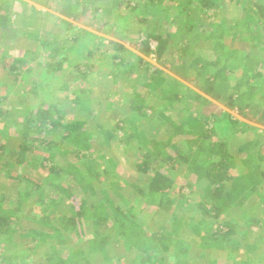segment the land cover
I'll return each mask as SVG.
<instances>
[{"label":"trees","instance_id":"trees-1","mask_svg":"<svg viewBox=\"0 0 264 264\" xmlns=\"http://www.w3.org/2000/svg\"><path fill=\"white\" fill-rule=\"evenodd\" d=\"M224 3L236 7L233 19L197 24L194 10ZM59 4L76 21H102L117 38H134L145 53L167 55L173 41L182 58L169 67L183 78L191 72L203 94L129 50L123 55L122 42L108 41L115 52L102 72L100 36L60 18L69 32L58 39L29 20L23 35L34 44L22 55L0 52L1 72L14 78H0V116L6 86L20 78L24 111L7 157L0 135V171L17 187L9 196L0 191V264H264V143L247 152L237 140L260 129L207 99L264 125V0ZM13 7L0 0V32L9 29ZM167 23L175 26L170 32ZM36 48L47 57L30 81ZM50 78H59L57 87ZM112 78L131 86L127 103L119 101L120 85L111 91ZM91 95L108 114L92 115ZM174 102L178 115H171ZM214 132L223 138L210 141ZM123 163L129 176L120 174ZM254 197L260 215L250 212Z\"/></svg>","mask_w":264,"mask_h":264},{"label":"rangeland","instance_id":"rangeland-1","mask_svg":"<svg viewBox=\"0 0 264 264\" xmlns=\"http://www.w3.org/2000/svg\"><path fill=\"white\" fill-rule=\"evenodd\" d=\"M45 0H13V9H12V17H11V25L9 29L5 32V30H2L0 32L1 35V40H0V52L2 53H9V55H15L17 56L22 55L23 49L25 46H27V42L30 41L28 38H25L23 35L27 30L25 29V25L28 22V24H33L34 20L36 21L35 24V29H41L42 32H47L52 36H57L58 39H61L62 37L66 36L68 34V30H66L65 26L62 27V21L60 20H66V21H71L75 26L85 29L93 34H96L102 38L100 39V43L97 44L98 52H104V56L107 58L104 59L101 63L102 67V72L105 71V73H108L109 69L112 67V59L110 56L115 52L114 48L111 47L108 44V41H117V42H122L123 45L125 46L126 50L121 51L123 55H126L123 52H127V50L133 52L136 55H139L143 57V59L150 64L152 68H158L161 69L164 74L169 76L170 78H173L175 80L180 81L184 86L190 88L192 91L203 94L196 86H195V81L193 80V74L190 72L188 73L184 78L181 76H178L173 70L169 67L170 64H175L179 62V59L182 58L181 54L178 53V51L175 49V43L173 41H169V49L167 52V55H164V53L161 55H158L154 51L145 53L143 50L139 49V44L136 42V40L133 38H129L126 40H121L117 38L115 35L112 33L107 32V28L105 25H103L102 21H88L86 18L85 21H76L73 19L72 16H68L62 12L63 7L61 6L62 4H59L62 2V0H57V2H52L51 5L49 6L45 4ZM48 3V2H47ZM50 4V3H48ZM205 9L201 11L194 10L192 12V15L194 18H197V24L200 25L202 28L208 29L210 25L213 22H217V18L227 16L228 19H233V13L236 11V7L233 4H228L224 3L222 6L219 7H213L209 8L204 12ZM21 15H24L21 17ZM28 18V21H24L23 18ZM59 18V19H58ZM30 20V22H29ZM32 20V21H31ZM169 22V21H168ZM212 22V23H211ZM30 24V25H31ZM29 25V26H30ZM175 26L173 24H165L164 28L170 32L173 30ZM29 29H32L31 27H28ZM31 31V30H30ZM171 38V37H170ZM169 38V39H170ZM168 39V40H169ZM58 41V40H57ZM102 41V42H101ZM31 44H34L33 40L30 41ZM37 52L35 53V57L31 61H36L34 63V71L33 73L27 78V80H38L39 76L34 75L36 71H38L41 67L40 63L44 59V56L47 57L43 52V54L39 51L38 48H36ZM195 51H205L204 47L203 48H195ZM128 54V53H127ZM32 58V57H30ZM126 58H130L126 57ZM30 61V63H31ZM1 63V60H0ZM29 63V65H30ZM253 63V62H252ZM251 63V64H252ZM132 64V63H131ZM39 65V66H38ZM176 65V64H175ZM251 66V65H250ZM264 67V65H263ZM238 68V67H237ZM237 71H239L237 69ZM4 73V74H3ZM135 75V74H134ZM7 79L8 82H11L14 84V78L13 76L7 75L5 71L1 72L0 70V78ZM133 77V75H132ZM22 79L20 78V81L17 83L16 86H6L7 91H8V97L3 98L4 100L1 101V105L4 107V112L6 114L0 116V135L3 136V140L6 145V150L4 157H7L9 155V152L12 148V146L15 144L16 137L20 135V128H18V124L22 122L23 116H24V111L22 110L21 104L19 103L21 100V93L19 94V86L22 87ZM48 83L50 82L51 84H54L53 87H57L59 78H50V79H45ZM41 81V80H40ZM109 86L111 88V91H119V101L127 103L128 99L133 96L131 89H129L131 86L128 84V82H123L120 81L119 79L115 80L112 78ZM42 84H44L43 81H41ZM49 83V84H50ZM45 85V84H44ZM120 87L118 88V86ZM0 95L3 96V89L2 85H0ZM98 86V85H97ZM5 87V88H6ZM118 88V89H117ZM143 91L144 89L141 88ZM99 94V93H98ZM115 95V94H114ZM103 96L106 97V93H103ZM117 96V95H116ZM206 96V95H205ZM95 95H91V99H94V102L96 101L97 98H95ZM114 98L113 95L110 96V99ZM209 100L215 102V105L218 104L219 107L223 108L225 111H228L231 113L234 117L239 119L240 121L244 122L245 124L251 126V127H258L260 131H256L254 129H248L247 131L243 132L242 134H239L237 137V140L239 143H242L243 147L247 150V152H253L256 147L260 143H264V125L259 124L252 120L251 117L254 116H244L240 113H238L234 109H229L225 107L224 105L217 103V101L210 99L209 96H207ZM151 99L147 100L146 103H151ZM107 101V100H106ZM185 102L191 103L192 105H195L196 111L200 109L199 107L203 108L204 105H201L199 101H191L190 99H185ZM107 105V104H105ZM174 107V112L171 113V115H178L179 111V102H174L173 104ZM101 105H96V102L91 105V110H92V115L95 117H98L100 114L105 113L108 114L109 111L103 112L101 109ZM251 108V107H250ZM252 109V108H251ZM176 110V111H175ZM186 114H190L189 112L191 111L190 107L185 109ZM205 111L208 112L210 109H208L205 106ZM183 113V112H182ZM252 113V112H251ZM180 114V113H179ZM253 114V113H252ZM11 119V120H10ZM158 128H155L157 131ZM155 131V132H156ZM30 135L34 136V133H30ZM220 134H217V132H214L210 135L209 140L214 141L217 140V138H223L222 135L218 136ZM157 136L160 138H165L166 133L164 129H161L157 131ZM2 140V141H3ZM119 170L121 171L120 174H125L127 176L130 175V170L128 169V166L123 163L120 165ZM4 172H6L4 170ZM23 185H21L22 187ZM19 187V186H18ZM17 187L13 183V181L10 179H7L4 177L2 174V171H0V191L4 192L5 195L9 196V193H15ZM255 198V197H254ZM256 199H253V204L250 206V212L256 215H260V206H259V200L256 202ZM182 212V211H181ZM187 210L182 212L185 213ZM190 214V213H189ZM184 215V214H183ZM251 232L249 231L248 235L249 237L251 236ZM236 246V245H235ZM215 252V255L222 257L223 255H226L224 252V249H219L213 251ZM243 252V251H240ZM245 255H241V257H244ZM226 258V257H225ZM188 260L195 261L196 258L194 255L189 254L188 255ZM140 263V262H139ZM138 263V264H139Z\"/></svg>","mask_w":264,"mask_h":264}]
</instances>
